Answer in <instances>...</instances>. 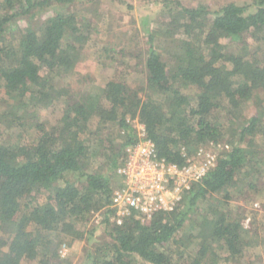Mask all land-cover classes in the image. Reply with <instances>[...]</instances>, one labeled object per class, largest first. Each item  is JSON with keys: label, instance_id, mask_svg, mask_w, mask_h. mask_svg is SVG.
<instances>
[{"label": "trees", "instance_id": "trees-1", "mask_svg": "<svg viewBox=\"0 0 264 264\" xmlns=\"http://www.w3.org/2000/svg\"><path fill=\"white\" fill-rule=\"evenodd\" d=\"M55 1L76 2L0 0V87L8 96L0 123L22 127L18 141L0 143V264H67L63 243L85 238L82 264L242 260L250 239L231 201L255 193L264 179V0L218 9L158 0L166 18L160 28L147 29L146 45L137 52L113 45L99 54L113 68L103 86L94 83L91 68L81 69L85 46L96 37L90 20L57 11L15 35L17 18L35 17ZM138 64L145 83L134 86L129 76ZM68 74H79L85 90L58 87ZM61 99L56 123L37 120L38 109ZM225 112L228 125L221 121ZM134 120L169 163L184 165L201 147L232 144L174 209L132 211L119 224L112 194L121 184L126 147L139 140ZM110 123L121 139L117 145L100 136ZM94 137L105 156L97 166ZM94 212L101 219L81 229ZM191 221L195 229L187 228ZM196 240V253L186 257Z\"/></svg>", "mask_w": 264, "mask_h": 264}, {"label": "rangeland", "instance_id": "rangeland-1", "mask_svg": "<svg viewBox=\"0 0 264 264\" xmlns=\"http://www.w3.org/2000/svg\"><path fill=\"white\" fill-rule=\"evenodd\" d=\"M236 1L241 4H247L252 0H181V2L188 6L193 5H206L212 9H218L227 2ZM57 11H72L77 13L79 18L90 20L93 25V31L95 33L94 40H90L84 49V61L82 62V70L86 67L91 68L90 72L93 74L94 83L103 86L113 74V68L111 65L101 62L99 54L103 53L104 48L108 46L116 45L118 48L123 46L127 47L132 52H137L146 45V32L148 28H160L163 26V21L166 18V13L160 7L158 0H76L73 3L53 2V5L46 9L37 12L35 17L23 16L17 18L13 27H15V35H17L21 28H25L28 25H37L42 23L48 16L55 14ZM140 40L142 42H140ZM228 42V41H225ZM141 43V44H139ZM143 44V45H142ZM261 53V54H260ZM113 54H111L112 56ZM115 55V54H114ZM259 57L262 56V52L258 53ZM105 59V58H101ZM125 60L132 63V59L125 57ZM111 64L110 60H107ZM88 75V72L85 73ZM79 74H68L57 82V86L62 88L64 86L70 88L72 92H80L85 90L87 85L80 81ZM129 81L134 86H140L145 83V74L142 70V66L138 64L131 69ZM7 94L4 87H0V113H3L7 107ZM61 99L56 104L48 108H41L36 111L37 120L48 123H56L62 115L64 103ZM249 107H253L251 101H249ZM35 109V108H34ZM249 110V109H248ZM32 111V109L30 110ZM229 115L226 112L221 116L223 124L228 125ZM1 122V121H0ZM35 123V119L32 123ZM98 127V120L94 119L91 122V128L96 130ZM137 134L139 135V129L137 126ZM22 127L15 125L13 128L7 129V123H0V143L9 142L15 143L19 140ZM28 134L33 136L34 130L29 128ZM118 130L114 124H108L101 131V137L105 138L111 136L115 140V145L121 142V139L117 136ZM231 136V135H230ZM229 135L228 137L231 138ZM228 139V138H227ZM259 138L258 142L261 143ZM93 142V143H92ZM92 150L98 154L93 158L94 166L99 165L102 161H105V156L101 154V141L99 138H93ZM232 143H228L227 140L219 144L218 146L201 147L207 152H213L218 155V152L224 148H230ZM198 152V151H197ZM197 152L192 154L191 157L196 159ZM264 176V171L262 172ZM83 177L76 176L74 179L82 181ZM264 178V177H263ZM264 181V179H263ZM261 182L258 186V190L254 193L245 194L232 200L231 207L234 212L243 215V226L245 229V235L250 239V243L246 248L245 257L240 261H224L221 260L219 264H264V182ZM238 196V194H236ZM102 214L100 212H94L87 223H79L81 229H87L97 224L101 219ZM194 217L192 220L194 221ZM192 223L187 226L188 229L193 228ZM195 226V225H194ZM102 227L97 230V235L102 234ZM1 233V232H0ZM2 237L8 239L10 235L4 234ZM198 242L196 240L185 253L189 258L191 254H195L198 249ZM89 247L88 240L85 238L81 241H75L70 244L67 240L63 243L60 253L61 257L65 260V263L70 264H82L85 261L86 251ZM224 252H222V256ZM177 258V256H176Z\"/></svg>", "mask_w": 264, "mask_h": 264}, {"label": "built area", "instance_id": "built-area-1", "mask_svg": "<svg viewBox=\"0 0 264 264\" xmlns=\"http://www.w3.org/2000/svg\"><path fill=\"white\" fill-rule=\"evenodd\" d=\"M133 123L139 129V140L126 147V159L119 168L121 184L112 194L113 219L119 224L132 211L151 215L160 209H174L217 160V154L200 148L196 159L189 157L184 165L169 163L158 157L145 126L138 120Z\"/></svg>", "mask_w": 264, "mask_h": 264}]
</instances>
